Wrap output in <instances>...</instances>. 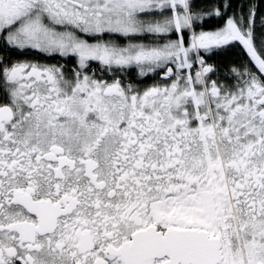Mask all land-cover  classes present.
Here are the masks:
<instances>
[{
	"label": "snow or ice",
	"instance_id": "snow-or-ice-1",
	"mask_svg": "<svg viewBox=\"0 0 264 264\" xmlns=\"http://www.w3.org/2000/svg\"><path fill=\"white\" fill-rule=\"evenodd\" d=\"M0 264H264V0H0Z\"/></svg>",
	"mask_w": 264,
	"mask_h": 264
}]
</instances>
